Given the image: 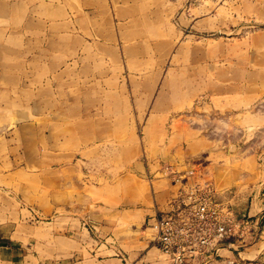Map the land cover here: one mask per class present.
Masks as SVG:
<instances>
[{
	"label": "rangeland",
	"instance_id": "rangeland-1",
	"mask_svg": "<svg viewBox=\"0 0 264 264\" xmlns=\"http://www.w3.org/2000/svg\"><path fill=\"white\" fill-rule=\"evenodd\" d=\"M261 112L264 0H0V247L146 254L161 165L216 195L255 182Z\"/></svg>",
	"mask_w": 264,
	"mask_h": 264
},
{
	"label": "built area",
	"instance_id": "built-area-1",
	"mask_svg": "<svg viewBox=\"0 0 264 264\" xmlns=\"http://www.w3.org/2000/svg\"><path fill=\"white\" fill-rule=\"evenodd\" d=\"M176 187L163 212L156 214L150 241L168 264H206L221 251L262 248L255 258L229 264H264V204L255 217L237 219L228 201L216 199L210 181L193 169L168 172Z\"/></svg>",
	"mask_w": 264,
	"mask_h": 264
},
{
	"label": "crops",
	"instance_id": "crops-1",
	"mask_svg": "<svg viewBox=\"0 0 264 264\" xmlns=\"http://www.w3.org/2000/svg\"><path fill=\"white\" fill-rule=\"evenodd\" d=\"M254 116L256 119H258L259 123L262 124L263 122L262 120H264V113L260 115L259 113H257V114H254ZM250 128H254L256 131H259V130L264 131V126L257 125L255 127H250ZM260 141H261L260 143L263 144L261 139ZM161 166L163 169V165ZM262 167L264 168V161L262 162ZM254 179H255V182L252 181L247 184H239L238 186H235L234 184L231 186L230 191L228 192L226 191L223 194L216 195L217 200L228 201L233 206L237 219H241L243 216H247L249 213L254 214L255 212H257V209L259 205L261 204V202H263L264 204V173L261 176L258 175L256 178L253 177L251 180H254ZM166 204L162 208H160L159 206H154V208L150 210V213L147 215V225H149V227L152 226L153 219L155 218L156 214L163 212L165 210ZM148 237L149 235H147L146 233L145 238H148ZM138 242L140 244L137 246L133 245L132 248L129 250L127 257H125L119 251V249L113 246L112 250L114 253L112 255L98 256L97 254H95V256L90 259L79 260V261L77 260L69 264H162V262L158 258L155 260H147L148 253L151 251L152 248H155L153 245L146 252V254L143 255V252L148 247H150V245L149 243L147 244L146 240H142ZM261 248L262 247L260 245H254L252 247H249L245 250H241L239 252L233 251L231 249L223 250L218 255H216L212 260H209L206 264H229L231 260L236 261V262H240V261L242 262L245 259L255 258L258 251ZM0 249L4 251V252H1L0 258L5 257L6 264H32L31 261H33L32 260L33 256L29 258V255L23 253L21 248L17 249L15 247H9L7 245L1 244ZM163 263L168 264V262L165 259Z\"/></svg>",
	"mask_w": 264,
	"mask_h": 264
},
{
	"label": "water",
	"instance_id": "water-1",
	"mask_svg": "<svg viewBox=\"0 0 264 264\" xmlns=\"http://www.w3.org/2000/svg\"><path fill=\"white\" fill-rule=\"evenodd\" d=\"M261 211H262V202H261V204L259 205V207H258V209H257V212H255L254 214H248V217L249 218H252V217H255V216H257L258 214H260L261 213Z\"/></svg>",
	"mask_w": 264,
	"mask_h": 264
},
{
	"label": "bare ground",
	"instance_id": "bare-ground-1",
	"mask_svg": "<svg viewBox=\"0 0 264 264\" xmlns=\"http://www.w3.org/2000/svg\"><path fill=\"white\" fill-rule=\"evenodd\" d=\"M163 170V169H162Z\"/></svg>",
	"mask_w": 264,
	"mask_h": 264
}]
</instances>
